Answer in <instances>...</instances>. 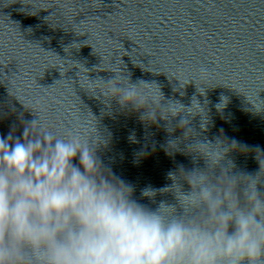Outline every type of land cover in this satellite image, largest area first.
<instances>
[{"label":"clouds","instance_id":"9594fccd","mask_svg":"<svg viewBox=\"0 0 264 264\" xmlns=\"http://www.w3.org/2000/svg\"><path fill=\"white\" fill-rule=\"evenodd\" d=\"M106 70L108 79H89V94L146 125L166 122L165 150L193 166L178 165L167 173L171 183L147 185L137 199L102 159L109 140L96 116H74L57 131L42 109L15 96L34 118L21 117L20 135L15 124L0 135V264H264V161L255 175L241 171L229 154L245 146L198 138L190 118L200 115L202 130L207 119L196 96L188 107L155 80ZM212 75L201 66L183 86L206 96L197 81ZM226 104L222 95L215 107ZM177 128L182 137L172 138Z\"/></svg>","mask_w":264,"mask_h":264}]
</instances>
